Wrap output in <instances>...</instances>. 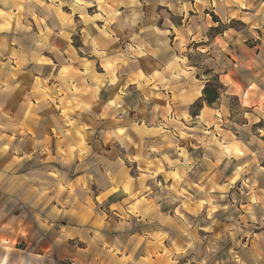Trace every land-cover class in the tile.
Returning <instances> with one entry per match:
<instances>
[{
  "label": "clouds",
  "instance_id": "9594fccd",
  "mask_svg": "<svg viewBox=\"0 0 264 264\" xmlns=\"http://www.w3.org/2000/svg\"><path fill=\"white\" fill-rule=\"evenodd\" d=\"M0 264H264V0H0Z\"/></svg>",
  "mask_w": 264,
  "mask_h": 264
}]
</instances>
